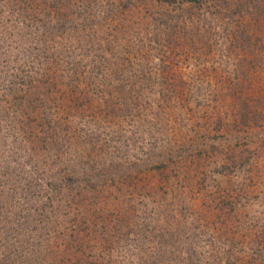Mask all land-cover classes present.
<instances>
[{
    "label": "rangeland",
    "instance_id": "rangeland-1",
    "mask_svg": "<svg viewBox=\"0 0 264 264\" xmlns=\"http://www.w3.org/2000/svg\"><path fill=\"white\" fill-rule=\"evenodd\" d=\"M162 6L0 0V107L23 78L60 132L0 125V264H264V0ZM93 58L77 110L27 77Z\"/></svg>",
    "mask_w": 264,
    "mask_h": 264
},
{
    "label": "trees",
    "instance_id": "trees-1",
    "mask_svg": "<svg viewBox=\"0 0 264 264\" xmlns=\"http://www.w3.org/2000/svg\"><path fill=\"white\" fill-rule=\"evenodd\" d=\"M157 1L159 4L163 5L162 6L163 10H161L162 12L160 16L157 17V21H158L157 25L160 26L163 32L165 31H167V33L171 32V29L178 27V25H172V23H174L173 21L177 19V17H175L173 13L169 14L168 12L170 10V6L175 2V0H157ZM257 8H259V6ZM170 15L172 17H170ZM243 31H244V34L246 35V39L247 40L251 39V36H253L252 35L253 33L250 32V27L246 25V28L244 27ZM42 51L43 52L45 51V53L48 52V50H46L45 47L42 49ZM55 66L61 67L58 75L55 73L56 72L55 67L52 68V70H50V67L48 66V64H45L44 66L43 64H40L39 66H35L33 70L30 69V71H28L27 73V77H31L32 73L38 74L42 77L43 79L42 85L47 88L45 89L47 91V94L45 93V90H43L45 100L43 96L42 98L47 104H48V100L51 99L53 101V105L55 106L63 107L65 109L69 108L72 110H77V108L74 106L75 103H73L72 100L75 102L78 99H84V98L91 99L92 97H86V94H87L86 90H81L84 87L91 89L92 88L91 85L95 86L94 94L96 96L93 97V99H97V97L99 96L98 80L100 82L101 78H97L96 74L94 73L95 71L94 58L90 61L89 67L85 64L84 66L85 75L82 74L83 72L79 74L76 69V66L74 67L70 66V62L66 60H62L61 62L56 63ZM105 76L106 75L104 74V77ZM104 82L102 83V85L104 84ZM19 84H21L22 87H24L25 93L22 94L21 90L17 88L18 90L11 97L3 98L2 100L3 104L0 107V125L4 123V127H5L7 125V122L10 119L16 120V122H18V119L20 117L22 118V120H19V122L17 124H14L12 128L5 129L8 131V135L12 137L11 140L16 143V145L13 144L11 146V147H14V150L12 151H14L15 153H19V154L21 153L22 155L23 153L22 150L25 151L26 149L24 148L21 149L18 141L23 140V136L28 137V135L35 134L34 132H32L30 124L40 127L39 128L40 130L37 132L38 138H40L44 133L45 135H50V137L53 139L54 135H58L60 132L54 126H53V129H49L52 127L50 126V124L53 123L54 119L50 116H46L45 114H41L42 107L45 104L43 102L41 104V98L39 95H32L31 93H29L28 89L25 87L26 85H28V81H25L23 80V78H20ZM82 84L83 86H80ZM78 90L80 91L78 92ZM74 91H75V95H74ZM95 91L97 93H95ZM49 92L55 93L54 95L55 97L50 98V96H48L50 95ZM19 130H21V132L18 135L16 134V131H19ZM30 147L28 148V150L33 151V153H37L39 152V150L42 152L44 150L49 149V146H46V147L41 146L38 148H36L35 146H30ZM54 148L56 147H52V149ZM2 156H3V153H1L0 151V173L3 175L4 173L2 172V169L5 166H4V163L2 162L3 159H1L3 158ZM32 188H33V185L30 184L27 187L28 192L27 191L26 192L32 193L31 192L33 190ZM47 191L49 192L48 194H46L45 198L51 197L50 189H47L45 193Z\"/></svg>",
    "mask_w": 264,
    "mask_h": 264
}]
</instances>
